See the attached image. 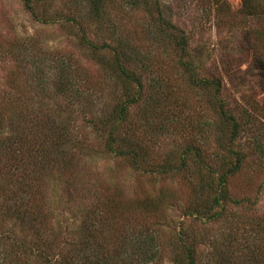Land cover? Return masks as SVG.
Masks as SVG:
<instances>
[{"label":"rangeland","instance_id":"rangeland-1","mask_svg":"<svg viewBox=\"0 0 264 264\" xmlns=\"http://www.w3.org/2000/svg\"><path fill=\"white\" fill-rule=\"evenodd\" d=\"M24 1L0 0V115L6 118L0 135L25 136L27 129L32 137L41 123L44 130L48 127L45 136L49 129L67 126L75 142L64 150L70 161L62 160V171L49 163L44 169L42 164L35 167L31 153L23 152L14 161L6 151L7 143L0 150V223L13 233L12 239L19 244L27 239L31 245L37 240L13 213L24 211L21 193L30 189L33 198L30 192L28 200L44 210L47 224L45 237L32 245L36 252L54 247V257L72 255V245L84 238L78 236L81 225L93 221L104 232L99 241L110 249L103 252L113 258L116 251L125 250L129 257L124 259L132 256L137 264L133 248L139 241L154 238L160 251L155 264H188V254L178 245L184 231L186 245L194 247L196 264H243L251 253L244 252L245 242L251 246V220L260 219L264 228V160L257 150L264 146V46L251 35L257 31L264 41V17L246 15L242 0H151L154 8L160 2L164 18L186 33L189 54L202 68H196L197 75L221 79L218 99L225 102L228 114L243 123L237 149L249 156L240 172L228 179L225 216L209 223L208 218L191 215L194 206L208 203L211 197L200 192L201 180L196 175L201 171L193 155L191 173H141L130 160L108 153L105 136L95 131L116 100H123V83L82 47L83 31L98 47L108 44L124 52L126 69L142 80V101L131 108V126L127 133L124 127L122 135L135 136L145 147L150 154L148 164L163 166L176 155L173 163L179 166L187 148L195 146L211 156L207 163L219 170V159L214 156L217 135L202 131L207 123H216L218 128L219 114L210 104L212 93L195 86L179 65L181 53L162 43L159 16L147 10L142 0L140 5L137 0L109 1L103 13L97 14L99 18L91 0H34L36 14L26 10ZM105 56L112 60L113 51ZM64 63L69 67L68 85L59 88ZM155 81L162 83L159 88H154ZM158 92L161 104L150 100ZM145 111L150 125L143 123ZM243 199L245 205L233 204ZM109 201L124 210L108 211ZM58 224L66 234L57 238ZM3 232L0 229V235ZM7 237L0 236V264H6L14 252L13 240L6 241ZM233 241H239V246Z\"/></svg>","mask_w":264,"mask_h":264},{"label":"trees","instance_id":"trees-1","mask_svg":"<svg viewBox=\"0 0 264 264\" xmlns=\"http://www.w3.org/2000/svg\"><path fill=\"white\" fill-rule=\"evenodd\" d=\"M109 1L112 0L90 1L92 11L96 17L99 18L97 14L103 13V9ZM138 1L140 0H137V2ZM216 1L217 0H213V2ZM24 2L26 10L31 13H35L33 7L34 0H25ZM142 2L144 4L147 3V10H151L150 12H154V14L159 16V30H161V32L159 31L160 34L158 36L159 38L161 37L163 44L167 42L181 53L179 65L184 70V72L190 75L192 83L195 86L212 93V96H210V104L219 114V118L216 121L218 128L215 127L216 123L214 125L207 123L204 125L205 127H202V131L204 134H208L209 131L210 135L212 134L211 132L217 135L215 141L218 153H214V156L219 159V170L213 169L207 163L209 160L208 157L211 156L205 155L206 152L195 146L187 148L185 152L186 157L180 160L181 164L179 166H175L173 163V159H176V155H171L170 161L168 160L163 166H151L150 163L149 165L148 159H150V154L148 151H146V149H144L145 147H141L140 142L135 140V136L125 137L122 135V129L126 127L127 133L131 126L129 118L131 108L136 107L142 101V80L140 78L134 77V75H131L126 69L124 65L125 63L123 62L124 52H121L118 48H113L108 44L98 47L87 39L86 32L80 31L82 32V47L88 49L89 52L92 53V57L96 62H98L104 71L106 70L107 72H111L112 76L116 80H121L123 83L122 92L120 94L121 97H124L123 100H116V105L111 108L110 112H106L104 117L96 123V134L105 136V146L108 150V153H111L118 158L130 160L131 166L135 169V171L141 173H145L146 170H148L147 172H157V174L160 176H178L185 173H191L190 168L192 167H190L189 159H191L193 155L195 158L194 164H198V170L201 171V175H196L199 176V179L201 180L200 192L203 194V196L205 193H207L211 195V197L208 203L201 201V204L194 206V211L191 213V215H193V217L195 216L194 218L199 220H201L200 218H208L206 220H209V223L217 222L220 218H223L222 216H225V214H223L225 209L223 206V201L229 199L226 193L228 179L229 177L240 172L247 160V157L249 156L247 153H243L237 149V143L241 135V126L243 123L237 117L228 114V111L225 107V102L218 99L223 90L221 79L202 78V76L199 74L197 75L196 68H202L196 66V59L191 57L189 54V39L187 38L186 33L164 18V15L160 9V2H158V5H155V8L150 5L152 4L151 0H142ZM242 2L243 12L246 15H249L253 18L264 17V0H242ZM219 3L216 4L220 9ZM137 4L140 5L139 2ZM69 22L74 25L76 21L71 19ZM251 35H253V40L255 43L257 41L258 44L261 43L264 46V41L260 37L259 32L256 31L253 33L251 31ZM154 39L156 41L157 37L154 36ZM109 51H113L114 58L112 60H108L105 56V53ZM63 66L65 70L62 71L61 80L59 81V88L62 86L67 87L68 85L66 80L69 78L67 75L69 67L65 63ZM146 68L148 69V66ZM262 69L264 70V65ZM161 84L162 83L159 84L157 81H155L154 88H159ZM77 94L81 95L79 92ZM161 94L162 93L158 92V97L155 98L150 96V100L161 104ZM147 111L149 112V110ZM147 111H145L147 118L143 117V123L145 122L146 124L147 122V125H150L151 123ZM5 120L6 118H2L0 115V124L3 123L5 126ZM171 120L172 119H170V121ZM129 123L130 125H128ZM43 126L44 124L42 125L41 123H38L36 128H38L39 132L33 133L32 137H28L29 130L27 129L25 136L23 134L19 136L13 134L11 137L8 136L5 138L4 133H2V135H0V137L2 136V138H0V150L4 148L5 143H7L8 146L6 147V151L10 152L9 155L14 159V161L17 162L18 157H20V154L23 152L29 154L31 153L32 158L35 156V167L42 164L44 169L47 167L46 163H49L50 165H53L52 169L57 167V170L62 171V160L63 162L70 161V159H67V157L65 158L64 155L66 153L64 150L69 148L70 144L75 142V135L72 133L71 129L67 130V126H65L63 128L58 127L55 129H49V135L45 136V130L48 129V127H46L44 130ZM215 128L217 131H214ZM258 147L259 148H257V150L260 151V156L264 160V146L259 145ZM36 155L38 156L37 159ZM16 157L17 159L15 160ZM144 165H147L148 167H145ZM218 187H220V189ZM214 191L218 193V196L213 197ZM30 192L31 190L28 189L21 193L24 195V198L22 199L23 202L20 201L21 204L24 203V205H22L25 207L24 211L18 209L13 213L17 214V220L21 222L20 225L27 227V232H30V234H33V236L37 237V240L32 243V245H34V243L37 245V242H40V240L46 235L47 224L44 223V210L40 209L39 206H36V204L32 203L31 201L33 198V192H31V200H28V195ZM201 200H203V198H201ZM196 201H199L198 197L196 198ZM245 203V199L233 201V204L237 206H243ZM16 204L18 206V202H16ZM30 207L31 210L29 211L28 209ZM117 207L118 204L114 201H109L107 204L108 211H115ZM118 209L121 212L124 210V208H121L120 206ZM260 223H263V221H260V219L251 220V246H247L246 242L244 241L246 245V250H244V252L249 250L251 253L248 254L249 257L246 261H244L243 264H264V228L260 226ZM97 226L98 225L95 226L93 224V221L83 223L81 225L83 230H81V233H79L78 236L84 238L80 239L77 245H72L73 250L70 253L72 255H65L59 258L54 257V255L51 254V251L54 249V247L45 249V252H36L33 246L28 243L29 240L27 241V239H24L22 242H20L21 244H19L18 239H12L14 237L12 235L13 233L11 234L10 231H7L5 225L0 223V229L5 230V232H3L0 236L4 239H6V236H8L6 241L13 240L11 245L14 252L11 254V257L7 259L6 264H120V262H122V264H135V261L131 259L132 256L128 258L129 260L124 259V257H129L127 254H124L125 250H122V252L116 251V254H114L116 256L114 258L106 255L105 253L109 252L110 249L104 245L103 242L99 241L102 235L103 237L105 236L103 230H101V228L99 229ZM93 228L95 229V232H92ZM54 232L57 233L55 235L57 238L59 236L63 237L66 234H63V229L60 224L57 225V228H55ZM28 233H26V235H28ZM187 236L188 235L182 231L179 234L178 245H180L181 249H184L188 254V264H196L194 247L192 245L190 247L186 245ZM154 241V238H151L150 242L147 240L143 242L139 241L137 246L133 248L134 257H137V264H155L159 259L160 251H158V249L154 246ZM239 241H233V244H237L236 246L238 247L240 244ZM92 243L94 246H92ZM111 247L112 245L110 243V248ZM103 250H106V252H103Z\"/></svg>","mask_w":264,"mask_h":264}]
</instances>
